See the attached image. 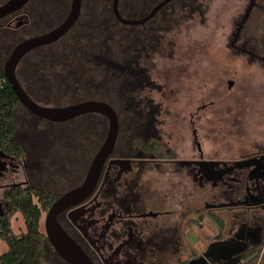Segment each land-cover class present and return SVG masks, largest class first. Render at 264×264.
Returning a JSON list of instances; mask_svg holds the SVG:
<instances>
[{"label":"rangeland","instance_id":"1","mask_svg":"<svg viewBox=\"0 0 264 264\" xmlns=\"http://www.w3.org/2000/svg\"><path fill=\"white\" fill-rule=\"evenodd\" d=\"M5 1L0 0V4ZM61 1L57 0L48 11V24L43 30L26 32L29 37L56 27L65 20L71 0ZM203 1L204 6L194 7L199 11L192 21L186 18V12H181L183 17L175 16L179 12H164L157 18L160 30L156 40H147L145 45L150 46V49L144 59L145 62H156L157 68L151 70L150 80L144 79L142 82L154 90L152 97L160 102L161 113L150 120L120 117L121 130L116 156L138 155V141L143 140L157 147L154 154L158 159H171L175 152L178 160L197 158L198 152L193 145L194 129L205 157L217 155L223 147L230 148L234 154L232 157H235L239 148L251 152V147L258 143L264 144V63L252 62L250 56L237 54L228 46L251 0ZM61 3H66L65 9ZM256 3L242 36L254 39L250 46L259 44L263 48L264 0H257ZM84 6L78 28L52 49L56 53L61 49L60 55L55 54L56 58L61 57L67 63L77 58L82 64L77 69L65 70L63 75L56 76L54 87L60 86L62 89L54 91L49 101L38 96L40 102L64 105L95 98L98 93L95 94L96 90H92V86L96 88L97 85L94 82L92 85V75L87 71L93 62L90 52L99 47L127 45L125 29L121 24L114 27L112 35L100 36L95 31L96 26L104 23L105 28L112 23H97L104 18L93 16L91 0H85ZM91 18L97 21L95 24L88 23L87 27L86 20ZM22 32L0 33V64L3 67L14 48L24 39ZM47 53V50H41L39 54L44 57ZM20 78L29 85V79L24 75L21 74ZM229 80L234 83L231 89ZM114 98L113 94L108 96V100L115 102ZM202 104L206 106L194 117L196 124L191 126L188 115ZM131 120L137 128H129ZM15 125L16 140L25 148L24 161L30 178L37 176L31 171L30 164L40 162L45 163L49 174L55 173L50 168L59 170L63 165L65 172L56 173L66 174L73 181L85 177L109 130V124L96 116L76 119L68 123V128H65L66 125L58 126L37 120L31 117L22 104L17 107ZM41 143L44 149L39 150L36 147ZM170 150L172 153H169ZM190 168L175 163L157 165L155 162H144L138 167L135 165L134 172L128 174L127 179L131 181L133 197L139 200V208L147 214L153 212L163 215L146 218L145 228L152 230L150 235L154 231L163 234V229L170 228L166 229L165 235L173 240L176 238L183 252L185 248L191 247L200 254L217 238L220 230L217 218L222 216V211L218 210L221 192L216 180H204L197 174L198 170H194L192 176L188 175ZM23 180L24 175L21 174L17 182ZM11 183V177L0 178V197L2 186ZM201 216L203 221H200ZM11 222L18 236L26 231L20 213H16ZM40 229L44 231L43 222ZM5 249V242L0 241V253ZM183 252L180 256L185 259L187 256ZM49 256L50 253L43 247L41 264H45ZM174 260L172 258V262Z\"/></svg>","mask_w":264,"mask_h":264},{"label":"flooded vegetation","instance_id":"2","mask_svg":"<svg viewBox=\"0 0 264 264\" xmlns=\"http://www.w3.org/2000/svg\"><path fill=\"white\" fill-rule=\"evenodd\" d=\"M56 1L29 0L23 8L0 20V33L23 31V38H29L26 32L43 30V27L48 24V11L53 8ZM62 1L64 2V0ZM114 1L91 0L93 16L104 18L99 19L101 22L97 23L102 24L103 21L112 23V25H108L110 27L105 28H103L104 23L96 26L95 31L99 32L100 36L103 34L109 36L114 33V27L121 24L125 29L124 35L127 40V45L121 47H99L94 52H90L93 62L87 71L92 75V85L93 82L97 85L96 88L91 85L92 90H96L95 94L98 93L95 98L76 100L64 105L45 104L37 99L38 96H41L42 99L45 98L49 101L50 95L54 91L62 89L60 86L54 87L55 77L63 75L65 70L77 69L82 64V62H78L77 58L70 63L63 61L61 57L56 58L55 54L60 55L61 49L59 48L57 53L52 49L78 28L84 14L85 0H82L80 17L69 32L57 42L29 52L20 61L16 74L24 90L39 105L65 107L86 101L109 104L118 115L121 130L120 117L148 118L150 120L161 113L160 102H156L152 97L154 90L142 82L144 79L150 80L151 70L157 68L156 62L144 61L145 55L149 54L148 49H150V46L145 45L147 40L149 42L156 40L157 32L160 30L157 18L164 12H179L175 15L176 17H183L181 12H186V18L192 21L198 10L194 7L204 6V1L172 0L144 24L121 23L114 13ZM160 2L156 0H119L118 11L126 21H137L147 16ZM61 6L65 9L67 5L61 3ZM256 6L255 2L251 14ZM86 21L88 27V23L95 24L97 20L91 18ZM247 21L238 34L237 29L240 22L237 23L228 46L237 54L250 56L252 62L264 63V47L262 48L259 44L250 46L249 44L253 43L254 39L242 36ZM56 27L38 32L37 35L47 33ZM41 50H47L49 53L42 57L39 54ZM148 58L150 59V57ZM44 60L45 62L41 64L40 62ZM21 74L29 79V85L23 83L20 78ZM33 76L37 77L33 78ZM231 81H228L230 89L234 85V83L230 85ZM110 94L115 96L114 100L118 102L117 105L114 101L108 100ZM205 106L202 104L196 111L189 113L191 126L196 124L194 117H197ZM27 111L31 117L37 120L58 124V126L66 125L65 128L69 127L68 123L85 116L100 117L109 124L108 119L98 112L87 113L65 122H53L37 117L28 109ZM129 123L131 124L129 128H137L133 120ZM146 123L149 124L148 121ZM32 128L35 129V127ZM139 128L142 129V127ZM192 134L194 136L193 145L198 152V157L182 160L176 159V152L174 153L175 158L158 159L154 152L147 151L139 143L140 152L138 155L116 156L117 145H119L117 140L115 150L109 159H125L130 162L120 166L116 164L110 166L109 160L93 193L84 202L71 207L57 217L61 227L89 256L93 264H249L264 260V144L258 143L255 147H251V152H244L245 150L239 148L235 157H232L234 154L230 148L224 147L219 149L217 155L205 157L201 144L197 140L195 129ZM142 142L147 144L146 141L142 140ZM36 148L44 149L42 143ZM24 149L21 156L5 152V156H3L0 153V164L3 163L5 167L0 178H12L11 184L2 186L0 219L7 216L10 202L5 196L11 188L20 187L30 192L41 191L44 196L51 199L48 210L42 213L40 220V226L42 227V222L44 226V231H41L43 234L42 246L46 252L50 253L45 264H69L52 246L46 234L45 222L53 204L64 194L80 187L84 183L87 173L84 178L80 177L73 181L65 176L66 174L56 173L58 171L65 172L63 165L59 170L50 168L55 173L49 174L44 167L45 163L37 162L30 164L31 171L37 174L35 178H30L26 170L27 163L25 164L24 161L26 155ZM56 152L58 153V150ZM169 153H172L171 150ZM144 162H155L157 165L175 163L189 166L191 168L188 175L192 176L193 171L198 170L197 174H200L204 180L217 181L215 182L221 192L218 210L222 211V216H218L222 223H218L220 230L216 235L217 238L212 240L200 254L191 247L185 248L183 252L176 238L173 240L172 237L169 238L165 235L166 229L170 228L163 229V234L161 231L159 233L154 231L152 235H150L152 230L145 228L146 218H157L163 215L155 213L154 215L153 212L145 213L139 208V200L133 197L131 181L127 179V175L134 172L135 165L138 167ZM21 174L24 175V180L17 182V178ZM39 198H36L35 202L40 207L46 205L45 201H41ZM221 233L222 237H220ZM181 252L187 256L185 259L182 258V255L180 256ZM172 258L175 259L173 262Z\"/></svg>","mask_w":264,"mask_h":264},{"label":"water","instance_id":"3","mask_svg":"<svg viewBox=\"0 0 264 264\" xmlns=\"http://www.w3.org/2000/svg\"><path fill=\"white\" fill-rule=\"evenodd\" d=\"M29 0H7L0 5V20L23 8ZM172 0H162L147 16L137 21H126L118 11L119 0L114 1V13L121 23L144 24L153 18L163 7ZM256 0H251L238 25L237 34L241 31L244 23L248 20ZM82 0H72L71 8L66 19L56 28L47 33L32 36L21 41L12 51L5 63L3 70L6 81L15 92L19 103L24 105L30 112L42 119L53 122H65L78 116L98 112L103 114L109 121V131L106 140L95 154L84 183L64 194L51 207L47 214L45 230L48 239L56 252L69 264H93L89 256L71 239L57 221V217L73 206L84 202L95 190L105 165L112 156L120 131L119 118L115 110L107 103L97 101H86L65 107H49L37 104L24 90L17 78V67L20 61L31 51L53 44L65 36L75 25L81 14ZM236 35V34H235ZM233 82H230L232 85ZM1 155L5 153L0 150ZM130 162L125 159H111L109 165L118 166ZM4 164H0V176L4 171ZM71 216V215H70Z\"/></svg>","mask_w":264,"mask_h":264},{"label":"trees","instance_id":"4","mask_svg":"<svg viewBox=\"0 0 264 264\" xmlns=\"http://www.w3.org/2000/svg\"><path fill=\"white\" fill-rule=\"evenodd\" d=\"M18 104V98L6 81L3 66L0 64V150L21 156L23 148L16 140L17 129L14 121ZM138 143L147 151L157 150L154 144H144L142 141ZM5 197L10 206L7 216L0 219V240L6 242V249L0 253V264H41L43 234L40 230V220L42 213L48 210L51 199L41 191L30 192L20 187L11 188ZM38 197L45 201L46 205L40 207L35 202ZM16 213L23 216L26 227V231L20 236L12 228L11 221ZM217 220L222 223L219 218ZM200 221H203L202 216Z\"/></svg>","mask_w":264,"mask_h":264},{"label":"crops","instance_id":"5","mask_svg":"<svg viewBox=\"0 0 264 264\" xmlns=\"http://www.w3.org/2000/svg\"><path fill=\"white\" fill-rule=\"evenodd\" d=\"M256 264H264V260L263 261H258Z\"/></svg>","mask_w":264,"mask_h":264}]
</instances>
